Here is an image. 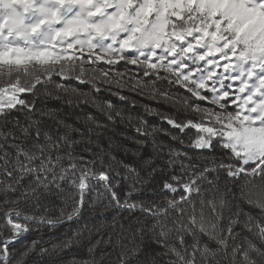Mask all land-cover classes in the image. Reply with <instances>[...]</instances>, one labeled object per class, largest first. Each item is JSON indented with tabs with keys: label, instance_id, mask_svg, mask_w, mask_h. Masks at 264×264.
I'll return each instance as SVG.
<instances>
[{
	"label": "snow or ice",
	"instance_id": "1",
	"mask_svg": "<svg viewBox=\"0 0 264 264\" xmlns=\"http://www.w3.org/2000/svg\"><path fill=\"white\" fill-rule=\"evenodd\" d=\"M79 248L68 264H264V0H0V264Z\"/></svg>",
	"mask_w": 264,
	"mask_h": 264
},
{
	"label": "trees",
	"instance_id": "2",
	"mask_svg": "<svg viewBox=\"0 0 264 264\" xmlns=\"http://www.w3.org/2000/svg\"><path fill=\"white\" fill-rule=\"evenodd\" d=\"M95 67L99 69H103L105 71H111L113 73L119 71L121 73H126L125 79L128 78L129 75H136V76H142L143 72L140 68L133 66V65H125L123 62L115 65V66H108L104 62H99ZM58 82H63L59 77L56 78ZM68 83L72 84L73 86H77L81 88L84 91L89 90V86L87 84H78L77 81L75 80H70ZM116 91L115 88H112L111 90L108 89L107 86H104L101 90V92L98 94V97L100 99H110L114 104H116L118 107H125V103L123 101H120L117 96H114L112 93ZM173 92L180 91L181 94L183 93L182 89H178L177 87H173L172 89ZM122 94L127 95L130 100L135 99L137 101V107L136 111L143 114V107L144 105H148L154 109H157L159 112L162 113H169L172 115L176 114V110L170 105V104H165L163 101H157V100H152L150 97L146 95H141L138 92H130L128 89H124ZM50 106H57L58 102L56 101H49L48 102ZM63 107V105H60ZM94 115H99L95 109H89ZM146 119L149 121L151 125L156 126L157 128H163L166 131L172 132L173 134L180 135L177 130L172 129L167 123L161 121L160 117L158 115H150L147 116ZM118 132H124L126 135L130 136H135L136 133L129 128L126 124H121L118 125L117 127ZM194 134V130L188 133L189 136H192ZM185 139L186 143L183 146H180L178 143L171 141L170 136H165L163 133L158 134L156 137L157 143L158 144H164V145H169L171 144L173 147L179 148L181 151L187 152L189 156H195L197 155V150L193 149L188 146L187 138L183 137ZM150 140L152 138H149ZM153 147L149 146L147 148V151L145 155L150 156L153 154ZM159 180L160 177H157ZM98 187V186H97ZM118 193L121 195V198H123L124 193L127 191L126 187L123 185L119 188H117ZM96 192L95 190L93 192L88 193V198L89 202L91 203V200L95 198ZM67 210L71 211V205H67ZM56 214H59V209H56ZM87 218L89 220H94V215L92 213H85ZM111 219V215L109 214V220ZM69 229L63 225L58 226L56 229L52 230H44L42 231L39 235H36L35 233H30L26 235L25 237L21 238V243H18L16 245L17 249H20L22 245H28L31 244V241L33 239L37 240L42 246L51 248L52 245L57 243L60 239H63L66 234H69ZM63 257V260L61 261V264H68L69 261L76 259V260H82L87 258V249L86 248H79L75 252H70L68 254H60ZM31 259H35L38 264H44L45 261L49 259H59L57 256H52V257H41L37 253L34 257H31Z\"/></svg>",
	"mask_w": 264,
	"mask_h": 264
},
{
	"label": "rangeland",
	"instance_id": "3",
	"mask_svg": "<svg viewBox=\"0 0 264 264\" xmlns=\"http://www.w3.org/2000/svg\"><path fill=\"white\" fill-rule=\"evenodd\" d=\"M219 71V70H218ZM226 83H227V81H226Z\"/></svg>",
	"mask_w": 264,
	"mask_h": 264
}]
</instances>
